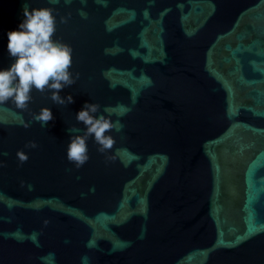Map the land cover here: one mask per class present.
<instances>
[{
	"label": "water",
	"instance_id": "water-1",
	"mask_svg": "<svg viewBox=\"0 0 264 264\" xmlns=\"http://www.w3.org/2000/svg\"><path fill=\"white\" fill-rule=\"evenodd\" d=\"M26 2L79 79L66 106L0 105V264H264V0H0V70ZM85 103L123 127L77 169Z\"/></svg>",
	"mask_w": 264,
	"mask_h": 264
},
{
	"label": "clouds",
	"instance_id": "clouds-1",
	"mask_svg": "<svg viewBox=\"0 0 264 264\" xmlns=\"http://www.w3.org/2000/svg\"><path fill=\"white\" fill-rule=\"evenodd\" d=\"M50 4H58L60 0H48ZM71 3V0H65ZM57 10L53 7L30 8L26 2L23 6V20L19 30L7 33V50L13 63L10 67L0 70V105L11 102L16 109L30 111L29 105L33 101V91L39 93L50 92V99L57 105L66 106L74 103L72 95L62 97L60 93L72 86L79 79V73L73 76L72 48L61 40L54 39L57 32ZM61 23H67V18L61 17ZM101 110L98 103H85L82 110L76 114L78 123L85 126L83 134L70 136L67 145V160L77 169L88 160V140L94 139L98 151L104 153L110 150L115 139L109 133L119 132L122 129L120 122L111 117L116 109L105 107L108 115H97ZM124 113L121 112L120 115ZM32 119L46 127L54 119L50 108L43 107L39 113H31ZM25 128L30 127L28 122H21ZM81 130L73 126L69 133H79ZM26 148H36L38 145L32 141ZM21 164L27 162L28 156L24 151L17 152Z\"/></svg>",
	"mask_w": 264,
	"mask_h": 264
}]
</instances>
